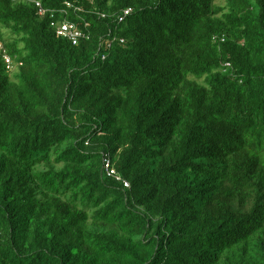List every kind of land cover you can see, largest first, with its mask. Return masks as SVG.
<instances>
[{
	"label": "trees",
	"instance_id": "trees-1",
	"mask_svg": "<svg viewBox=\"0 0 264 264\" xmlns=\"http://www.w3.org/2000/svg\"><path fill=\"white\" fill-rule=\"evenodd\" d=\"M30 1L0 0V264H264V0Z\"/></svg>",
	"mask_w": 264,
	"mask_h": 264
},
{
	"label": "built area",
	"instance_id": "built-area-1",
	"mask_svg": "<svg viewBox=\"0 0 264 264\" xmlns=\"http://www.w3.org/2000/svg\"><path fill=\"white\" fill-rule=\"evenodd\" d=\"M35 5V7L38 9V13L41 17H45L48 13L55 14L57 11H50L47 10L44 5L40 1H30L26 0ZM63 13V12H61ZM124 16L120 17L119 21L120 23L124 22V20L129 17L132 14V10L128 9L124 11ZM54 17V16H53ZM52 27L54 31L57 33V36L60 38H63L70 43H72L74 46H78L82 40L87 39V35L78 27L76 23H73L71 21L65 20H56L52 22ZM123 43V41H122ZM0 52L4 53L3 59L7 65V68L9 70H12L14 66L13 59L6 53L5 48L3 44L0 42ZM105 168L108 172V175L111 177H115L117 181H122L125 185V188H129L130 185L123 181L121 177H119L114 169L111 167V163L109 160L106 161Z\"/></svg>",
	"mask_w": 264,
	"mask_h": 264
},
{
	"label": "rangeland",
	"instance_id": "rangeland-1",
	"mask_svg": "<svg viewBox=\"0 0 264 264\" xmlns=\"http://www.w3.org/2000/svg\"><path fill=\"white\" fill-rule=\"evenodd\" d=\"M217 2L220 3V4H225V3H226V0H217ZM0 30H1L0 32H1L2 34H5V35H6V30H5V28H1Z\"/></svg>",
	"mask_w": 264,
	"mask_h": 264
},
{
	"label": "clouds",
	"instance_id": "clouds-1",
	"mask_svg": "<svg viewBox=\"0 0 264 264\" xmlns=\"http://www.w3.org/2000/svg\"><path fill=\"white\" fill-rule=\"evenodd\" d=\"M1 42V41H0ZM2 43V42H1ZM4 46V45H3ZM6 51V50H5ZM3 53V52H2ZM7 53V52H6ZM8 54V53H7ZM9 55V54H8ZM3 56H4V53H3ZM10 56V55H9Z\"/></svg>",
	"mask_w": 264,
	"mask_h": 264
}]
</instances>
